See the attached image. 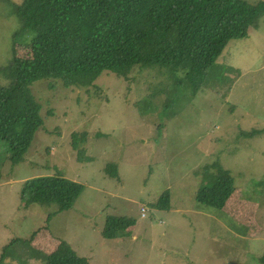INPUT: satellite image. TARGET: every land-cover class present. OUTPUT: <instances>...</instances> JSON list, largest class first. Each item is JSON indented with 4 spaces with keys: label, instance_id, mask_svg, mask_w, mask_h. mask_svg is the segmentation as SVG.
<instances>
[{
    "label": "rangeland",
    "instance_id": "rangeland-1",
    "mask_svg": "<svg viewBox=\"0 0 264 264\" xmlns=\"http://www.w3.org/2000/svg\"><path fill=\"white\" fill-rule=\"evenodd\" d=\"M19 26L11 4L0 0V67L14 53L30 57V37H13ZM153 67L135 66L126 78L104 71L88 87L57 79L31 85L44 123L23 161L13 164L0 141V264H46L62 240L92 264H260L264 15L227 44L194 97L188 81L174 85L169 71ZM84 133L74 149L73 134ZM214 162L235 186L220 209L195 199ZM115 164L111 176L106 168ZM56 174L84 185L73 207L24 208V181ZM166 190L169 209L153 207ZM109 215L135 223L108 239L102 230Z\"/></svg>",
    "mask_w": 264,
    "mask_h": 264
},
{
    "label": "trees",
    "instance_id": "trees-1",
    "mask_svg": "<svg viewBox=\"0 0 264 264\" xmlns=\"http://www.w3.org/2000/svg\"><path fill=\"white\" fill-rule=\"evenodd\" d=\"M3 1L11 4L20 21L13 37H30L31 52L30 57L14 53L0 67L8 81L0 83V141L8 145L13 164L23 161L44 123L41 105L31 91L35 81L57 79L65 87H88L104 71L126 78L135 66H154L169 71L174 85L181 79L188 81L194 97L227 44L246 37L264 15V0ZM84 135L73 134L74 149ZM115 165L106 168L111 176H117ZM204 172L196 201L223 208L235 189L233 178L216 162L206 165ZM83 189L82 183L62 175L37 176L24 181L21 199L24 208L31 203L54 204L62 211L73 207ZM168 201L166 190L152 206L168 210ZM134 223L130 217L109 215L102 236H122ZM44 260L46 264H92L64 240ZM258 261L264 264V250Z\"/></svg>",
    "mask_w": 264,
    "mask_h": 264
},
{
    "label": "built area",
    "instance_id": "built-area-1",
    "mask_svg": "<svg viewBox=\"0 0 264 264\" xmlns=\"http://www.w3.org/2000/svg\"><path fill=\"white\" fill-rule=\"evenodd\" d=\"M145 211V209L144 208H141V212H142V215H145L144 212Z\"/></svg>",
    "mask_w": 264,
    "mask_h": 264
}]
</instances>
